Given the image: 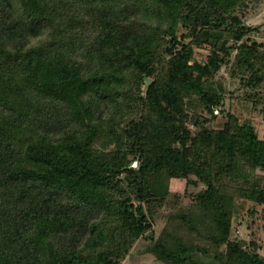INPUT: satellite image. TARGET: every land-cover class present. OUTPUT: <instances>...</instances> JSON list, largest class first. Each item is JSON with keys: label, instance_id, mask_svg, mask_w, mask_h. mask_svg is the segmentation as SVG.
I'll return each mask as SVG.
<instances>
[{"label": "trees", "instance_id": "1", "mask_svg": "<svg viewBox=\"0 0 264 264\" xmlns=\"http://www.w3.org/2000/svg\"><path fill=\"white\" fill-rule=\"evenodd\" d=\"M259 1L0 0V264H264Z\"/></svg>", "mask_w": 264, "mask_h": 264}, {"label": "rangeland", "instance_id": "2", "mask_svg": "<svg viewBox=\"0 0 264 264\" xmlns=\"http://www.w3.org/2000/svg\"><path fill=\"white\" fill-rule=\"evenodd\" d=\"M246 24L256 26L260 28V33L257 34V39L260 41H264V0L259 2H254L251 4L250 8L248 9L246 18H245ZM203 55H206L207 53L204 51H201ZM222 75L226 81V92H229L231 90H235L236 94L242 93L244 88L242 89V86L239 83L238 79L232 78L229 73L226 70L222 71ZM233 105L237 101L233 100ZM227 103L229 105L230 99L227 100ZM236 108V107H234ZM236 112H239L242 114L243 117H250L253 119L255 124L257 125L260 137L264 138V115L260 108L254 109L251 106L245 107V106H238L236 108ZM225 121V117L223 114H219V117L214 120L213 125L215 127H220L222 122ZM185 187L186 182L181 180H175L173 182V191L179 192L183 196V202L189 203L190 198L192 194H195L199 192L203 185H200L198 187L190 186L188 189V194H185ZM250 207V204H242L240 209L241 210L238 213V216H244L242 224L240 225V232L239 235L247 240L251 239H258L263 240L264 238V232H263V221L260 217V212L258 213L256 217H251L248 215L247 211ZM154 222V230L156 237H159L161 235V231L164 228L165 220L161 218V210L158 214L155 215ZM250 225V226H249ZM254 232V233H252ZM252 233V234H251ZM235 236V233H234ZM151 244L150 241L142 239L139 243H137L136 248L123 260L122 264H166L162 262L161 260H158L154 255L151 253H147L145 251L146 247Z\"/></svg>", "mask_w": 264, "mask_h": 264}, {"label": "water", "instance_id": "3", "mask_svg": "<svg viewBox=\"0 0 264 264\" xmlns=\"http://www.w3.org/2000/svg\"><path fill=\"white\" fill-rule=\"evenodd\" d=\"M206 262H207L208 264H209V263H212V264H218V263L215 262L213 259H208Z\"/></svg>", "mask_w": 264, "mask_h": 264}]
</instances>
